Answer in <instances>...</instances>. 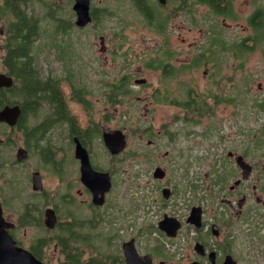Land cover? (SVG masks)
Instances as JSON below:
<instances>
[{
  "label": "flooded vegetation",
  "instance_id": "flooded-vegetation-1",
  "mask_svg": "<svg viewBox=\"0 0 264 264\" xmlns=\"http://www.w3.org/2000/svg\"><path fill=\"white\" fill-rule=\"evenodd\" d=\"M129 1L149 22L148 29L164 37L171 47L167 51L183 68L190 63V53H197L193 58L204 55L200 63L205 66L218 64L221 49L236 67L251 58L252 52L223 49L228 39L236 38L234 32L233 38H221L212 27L207 32L199 27L208 12L220 15L227 27L237 28L226 21L234 0ZM73 4L71 18L56 17L60 15L57 1L42 7L41 116L33 115V110L24 114L20 103L6 99L0 103V110L12 104L21 109L15 121H0V232L42 264H264V99L253 104L254 119L261 122L251 137L246 133L249 139L237 140L232 147H211L217 145L212 142L203 148L197 142L179 145L194 136L183 133L184 123L191 122V101L155 98L149 125L137 127L139 140L148 135L149 146L155 145L151 152L161 151L156 145L159 138L171 148L163 152L164 164L143 172L144 178H138L141 167L132 162H127L132 171L124 177L126 148L102 161L94 142L105 144L107 128L128 134L124 128L105 125V109L95 106L91 94L97 84L108 102L111 90H130L133 83L130 74L108 81L104 63L93 51L95 37L100 40L98 54L109 51L105 36L109 34L97 29L96 23L110 10L90 0L91 20L81 26ZM239 6L244 10L253 6L252 13L262 10L257 35L264 29V0H242ZM176 23L190 36L180 37L188 40L186 49L177 48ZM126 28L120 32L126 36L115 44V49H125V58L141 47L138 27L133 28V36ZM9 33L8 27L0 30V39ZM173 65L160 63L157 68L169 71ZM3 70L9 73L5 66ZM214 134L221 141L218 128ZM143 149L138 147L132 154L137 158ZM87 162L93 171L109 175L108 189L104 174L93 179L89 170H83ZM157 167L164 169L163 177L154 175ZM131 180L134 183L127 184ZM49 183L56 188L49 191ZM67 236L71 241L63 242ZM3 249L11 254L9 246Z\"/></svg>",
  "mask_w": 264,
  "mask_h": 264
},
{
  "label": "rangeland",
  "instance_id": "rangeland-1",
  "mask_svg": "<svg viewBox=\"0 0 264 264\" xmlns=\"http://www.w3.org/2000/svg\"><path fill=\"white\" fill-rule=\"evenodd\" d=\"M29 1L23 6L29 13L35 14L36 12L41 17L43 5L38 3L37 0ZM44 1H57L59 16L71 18L70 11L73 0ZM241 1L234 0L233 15H226L228 17L226 21L232 22L237 28L227 27L221 21L220 15H213L208 12L201 18L199 27L203 32H207L212 27L217 30L216 35L221 38H233L231 33L234 32L236 38L228 39V43L226 42L227 48L223 49L231 52H237L236 50L252 52L247 64L237 67L232 65V59L221 49L217 56L218 64L216 66L202 65L200 62L205 60V56L193 58L197 53H190V63L183 68L180 61L173 60L171 53L167 51L171 47L168 46L164 37L154 30L148 29L149 22L133 8L129 0H93L95 5L106 6L110 10V13H107L104 18L96 23L97 29L109 34L105 35L109 47L107 55L98 54L100 40L98 37L94 38L96 47L93 51L95 56L104 63L103 75L108 81H115L125 74H130V82L133 83L129 95L123 97L121 101L107 102L106 92L98 88L97 84L93 85L94 91L91 94L95 106L105 109V114H107L105 125L113 128H124L128 134V143L125 150L126 160L123 165V168L126 169L124 177L132 171L127 162H132L138 163L141 167L138 178H144L142 176L143 172L153 166L164 164L161 161V158H164L163 152L171 148L165 138H159L156 145L159 146L161 151L151 152L152 147H155V145L149 146L148 140L150 137L145 135L143 140H139V129L137 127L140 123L149 125L151 101L155 98H187L191 101L190 116L188 118L191 122L184 123L183 133L193 132L194 136L189 140L183 139L180 141V146L197 142L203 148H207L212 142H216L217 145L211 147H232L237 144V140L249 139L246 133L249 132L251 137L250 132L260 125L259 122L261 121L258 120V122L254 119L256 110L253 104L255 101L264 99V59L262 57V52H264V29L262 28L259 32L260 36L256 42L255 36L257 35H255L254 27L252 24L251 27L248 26V20L254 7L248 6L244 10L239 6ZM155 10L158 11L157 6ZM125 25H127L126 31L130 36L134 35L133 28L138 27L136 36L139 38L141 45L138 52L133 54L134 56L129 54L126 58L123 56L125 49H115V44L122 40V36H126L120 34ZM174 27L178 28L180 32L177 37V48L186 49L190 47L188 40L183 41L180 38L181 36H186L187 39L190 38L181 24L176 23ZM5 28L1 22L0 30ZM113 34H117V36L113 37ZM175 34L176 31H174ZM5 40L6 38L0 39V72H4L2 57L4 55ZM125 41V44L129 45L128 39ZM51 42L53 43V41ZM37 45L41 47V38L36 42ZM245 45L254 48L245 49ZM166 53L169 54L170 58L166 56ZM240 60L245 61L246 59ZM41 63L43 61L40 50L34 59V66L39 69L40 73H43L45 68ZM160 63H172L174 65L169 71L168 69L160 71L157 68ZM141 77L147 78L148 83L146 85H134V80ZM259 84L262 86L260 87ZM112 93L114 92L111 91ZM147 94L149 96L145 97ZM195 106H199L204 113L200 112L198 108H192ZM33 109L34 105L29 108V110ZM31 112L39 117L41 116V107ZM173 112L174 107L171 108L169 113L172 114ZM162 113H164V110ZM178 125L182 126V122H179ZM216 128L221 134V141L218 140V136L215 137L214 131ZM94 146L97 158L107 161L111 153L106 145L100 141L97 144L94 142ZM138 147L144 149L142 154L136 158L132 152ZM192 152L195 153L196 150ZM129 183H134V181H127V184ZM54 188H56L55 184L49 183V191Z\"/></svg>",
  "mask_w": 264,
  "mask_h": 264
},
{
  "label": "trees",
  "instance_id": "trees-1",
  "mask_svg": "<svg viewBox=\"0 0 264 264\" xmlns=\"http://www.w3.org/2000/svg\"><path fill=\"white\" fill-rule=\"evenodd\" d=\"M28 2L30 1L0 0V22H3L10 30L4 44L2 63L8 69V74L15 78V84L10 89H0V103L5 99L11 103H20L23 106L24 114L32 105H34L33 111L41 107V73L34 66V59L41 50L40 46H36V42L41 38V17L36 12L33 14L27 11L23 5ZM37 2L43 6L51 4L50 1L44 0H37ZM233 12L234 10L230 8L231 15ZM56 17L62 18L61 16ZM250 20L257 32L262 26V10L255 9L250 15ZM259 36V33L255 36L256 42ZM244 48L253 49L254 47L249 48L245 45ZM118 88L120 89L111 90L114 92L110 95L111 102L121 101L131 91ZM8 90L10 95H6ZM192 108L200 109L199 106ZM70 241L69 236L63 240L66 243Z\"/></svg>",
  "mask_w": 264,
  "mask_h": 264
},
{
  "label": "water",
  "instance_id": "water-1",
  "mask_svg": "<svg viewBox=\"0 0 264 264\" xmlns=\"http://www.w3.org/2000/svg\"><path fill=\"white\" fill-rule=\"evenodd\" d=\"M165 1V0H159ZM73 9L77 13V21L78 25H86L90 22L91 16L89 14L90 9V0H74ZM147 82V78L141 77L136 78V84H144ZM15 84V79L12 75L0 72V87H12ZM21 112L20 106L18 104L6 105L0 110V121H15V117L18 116ZM103 139L105 145L111 154H118L126 148L127 145V136L121 129H112L107 128L104 131ZM83 170H89L92 174L93 179L97 176H106V189L109 188L111 184V180L108 174L106 173H98L91 169L89 162L83 164ZM164 169L161 167H157L154 175L156 177L164 176ZM104 174V175H100ZM105 181V179H104ZM105 181V183H106ZM105 188H102L104 191ZM4 246L10 247L11 254L4 252ZM131 261V257L129 258ZM0 264H42L39 260H37L29 251L26 249H22L14 246V241L6 232H0Z\"/></svg>",
  "mask_w": 264,
  "mask_h": 264
}]
</instances>
